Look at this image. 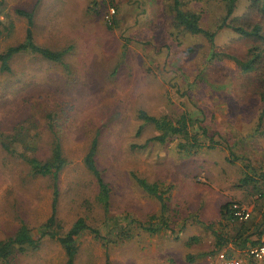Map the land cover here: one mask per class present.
I'll return each mask as SVG.
<instances>
[{
	"label": "rangeland",
	"instance_id": "374dc122",
	"mask_svg": "<svg viewBox=\"0 0 264 264\" xmlns=\"http://www.w3.org/2000/svg\"><path fill=\"white\" fill-rule=\"evenodd\" d=\"M187 1L202 14V27L215 32L214 44L174 29V0H0L1 51L26 38L28 21L19 9L33 12L38 44L68 48L61 62L21 52L11 72L0 69V240L23 223L38 237L51 216L53 181L34 175L24 154L47 159L56 141L68 159L59 176L58 218L67 231L85 217L105 237L81 234L74 264H106L107 250L111 264H216L222 206L238 202L251 214L264 208L258 131L264 128V11L241 2L229 19L245 28L260 24L257 38L218 28L221 0ZM253 56L249 71L235 60ZM140 110L173 119L189 113L200 136L203 127L216 143L190 155L179 151L178 137L147 143L159 131L139 118ZM95 138L97 164L111 188L108 216L84 161ZM247 172L258 184H242ZM134 175L166 191L168 228L160 218L154 234L133 224L162 212ZM128 224L132 237L114 242ZM66 261L61 243L47 236L13 263Z\"/></svg>",
	"mask_w": 264,
	"mask_h": 264
},
{
	"label": "trees",
	"instance_id": "16d2710c",
	"mask_svg": "<svg viewBox=\"0 0 264 264\" xmlns=\"http://www.w3.org/2000/svg\"><path fill=\"white\" fill-rule=\"evenodd\" d=\"M202 1V0H196ZM225 15L221 19V23L218 28L231 27L234 31L240 35L255 36L259 38L261 36V25L255 24L249 28H245L242 25H234L229 19L234 17L238 5L241 2L246 3L250 8H258L264 11V0H221ZM188 5V8H187ZM193 4L191 1L185 0H174L173 10L174 14L172 17V25L175 30L184 34H201L207 37L211 45L215 43V32L202 27L203 16L201 13L191 9ZM20 15L25 16L28 21V28L26 38L23 42L10 46L8 49L0 50V69L1 71L11 72V62L13 58L21 52H31L40 55L48 60L54 62H61L68 52V48L64 50H54L38 44L35 41L33 26H34V14L32 11L19 9ZM234 19V18H233ZM112 28V26H110ZM2 36V30L0 29V38ZM258 56H253L248 61H242L235 59L240 67L244 71L252 70L255 67V61ZM262 102L264 103V79H263V92ZM264 113V111H263ZM263 115V114H262ZM139 118L145 123H149L155 126L159 131V134L150 138L147 143L151 141H159L165 143L168 139L178 137V148L180 152H185L186 155H190L199 151V149L205 146L212 147L215 145L214 138L208 135V131L205 128H201L203 136H200V132L196 131V119L189 113H182L179 117L173 119L168 115L154 116L149 114L145 110L139 111ZM258 131L264 134V128L261 124L258 127ZM17 142V138H14ZM13 139V140H14ZM3 145L11 150V147L6 142ZM146 146V145H145ZM27 150L35 151V146H26ZM98 152V140L95 138L91 143V146L85 156V164L88 170L93 174L97 183L99 194L97 196L98 202L103 205L107 216L109 214V208L111 205V188L105 181L101 170L97 164L96 156ZM25 159L28 162L30 169L34 175L48 176L53 181V201H52V214L49 219L44 222L38 229V237L34 236L32 228L27 224L23 223L17 232L5 239L0 240V264H14L13 260L17 254H27L36 251L40 248L41 243L45 237L58 240L64 247L67 261L66 264H74L76 256L79 252L78 239L86 231H91L97 238L105 239L98 229L87 223L85 217H79L75 223L65 231L60 219L58 218V204L60 197L59 187V176L64 166L67 164L68 159L63 155L62 145L59 141H56L54 148L52 149L51 155L47 159H42L36 155L27 156ZM234 157V156H233ZM233 161V159H231ZM264 176V172H262ZM136 182L152 197H155L161 203V216L152 215L148 220V223H142L139 220H132L133 224L138 225L139 228L151 232L158 233L162 227L168 228V218L165 213L168 211V203L165 198L166 191L160 190L157 182H150L145 178L134 175ZM258 184L257 176L247 174L242 179L243 185ZM256 184V185H257ZM256 187V186H255ZM261 195H264L263 193ZM234 202H228L222 206L221 209V220L219 221L222 225L221 230L216 233V246L218 247L217 253L224 250L231 243V248L227 249L228 256H232L237 249H244L249 246L258 245L264 242V208L259 207L256 214H251L247 220H232L231 205ZM119 220L120 217H114ZM156 218L161 219L162 227H156ZM107 219V218H106ZM135 221V222H134ZM132 224H128V229L123 227L118 229L119 231L115 234L113 241L118 240L126 241L132 237ZM230 228L229 230H227ZM213 254V253H212ZM190 258V257H189ZM106 264H111L109 252L107 250Z\"/></svg>",
	"mask_w": 264,
	"mask_h": 264
},
{
	"label": "built area",
	"instance_id": "2783aa9c",
	"mask_svg": "<svg viewBox=\"0 0 264 264\" xmlns=\"http://www.w3.org/2000/svg\"><path fill=\"white\" fill-rule=\"evenodd\" d=\"M230 209L232 220H247L251 216V211L238 202H234ZM227 252H219V264H264V242L242 250L237 249L232 256H228Z\"/></svg>",
	"mask_w": 264,
	"mask_h": 264
},
{
	"label": "crops",
	"instance_id": "0c3cea01",
	"mask_svg": "<svg viewBox=\"0 0 264 264\" xmlns=\"http://www.w3.org/2000/svg\"><path fill=\"white\" fill-rule=\"evenodd\" d=\"M218 254H219V253H217V254L215 255V256H216V259H215L216 264H219V262H220V261H219V258H218Z\"/></svg>",
	"mask_w": 264,
	"mask_h": 264
}]
</instances>
